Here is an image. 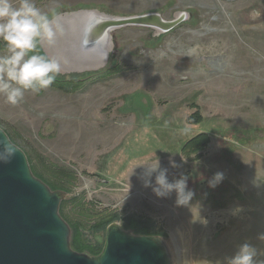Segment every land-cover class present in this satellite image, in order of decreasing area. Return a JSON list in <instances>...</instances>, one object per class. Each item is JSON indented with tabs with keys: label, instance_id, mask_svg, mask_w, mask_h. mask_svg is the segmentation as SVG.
Segmentation results:
<instances>
[{
	"label": "rangeland",
	"instance_id": "rangeland-1",
	"mask_svg": "<svg viewBox=\"0 0 264 264\" xmlns=\"http://www.w3.org/2000/svg\"><path fill=\"white\" fill-rule=\"evenodd\" d=\"M34 2L49 15L190 14L161 35L115 30L102 69L61 73L16 105L0 96V128L38 178L63 187V214L78 226L79 242L104 244L109 224L137 222L166 240L174 264H226L246 242L264 264V0ZM65 82L74 89L57 88ZM200 134L206 146L184 152ZM157 159L169 181L188 176L189 205L177 207L175 192L158 198L144 187L143 163ZM217 171L225 178L210 188Z\"/></svg>",
	"mask_w": 264,
	"mask_h": 264
},
{
	"label": "water",
	"instance_id": "water-1",
	"mask_svg": "<svg viewBox=\"0 0 264 264\" xmlns=\"http://www.w3.org/2000/svg\"><path fill=\"white\" fill-rule=\"evenodd\" d=\"M190 18L178 11L171 20L159 12L114 15L98 9L62 12L57 19L64 33L42 51L62 61V73L104 68L114 49L112 33L124 27H143L161 35ZM64 61V64H63ZM67 62L69 65H67ZM64 70V71H63ZM0 264H174L166 240L138 235L111 223L105 244L96 256L71 247V228L60 214L63 191L51 189L35 176L25 152L0 128Z\"/></svg>",
	"mask_w": 264,
	"mask_h": 264
},
{
	"label": "clouds",
	"instance_id": "clouds-1",
	"mask_svg": "<svg viewBox=\"0 0 264 264\" xmlns=\"http://www.w3.org/2000/svg\"><path fill=\"white\" fill-rule=\"evenodd\" d=\"M260 15L257 10L253 19ZM63 33L64 28L57 15L42 12L34 0H0V41L5 49V54L0 55V96L7 103L19 104L26 91L39 93L54 83L62 72V61L42 54L40 49L44 44L54 46ZM12 154L8 151L7 157L0 156V159L6 160ZM170 164L178 166L171 159ZM143 165L145 169L140 178L144 187H150L158 198L169 197L175 192L177 207L189 205L194 192L188 187V176L181 174L178 179L169 181V170L161 166L159 159L155 164L145 162ZM224 178L223 172H215L208 180L209 187H217ZM241 210L239 205L234 209L235 212ZM258 238L264 241V233ZM256 257L257 249L246 242L226 259V264H258Z\"/></svg>",
	"mask_w": 264,
	"mask_h": 264
},
{
	"label": "trees",
	"instance_id": "trees-1",
	"mask_svg": "<svg viewBox=\"0 0 264 264\" xmlns=\"http://www.w3.org/2000/svg\"><path fill=\"white\" fill-rule=\"evenodd\" d=\"M57 88L64 91V92H70L72 89H74V87L70 88L66 82L64 84L58 85ZM207 141H208L207 137L200 134V135L190 139L187 143H185L183 146V150H185L184 152H186L188 154H190L192 152H198L206 146ZM33 173L35 176H37L35 172H33ZM44 182L53 190H59V188H61V189L63 188L61 185L58 186L54 183H50V182H46V181H44ZM63 204H64V202L61 201L60 214L67 221L66 217L63 214V210H62ZM67 223L69 224V226L71 228L70 244L74 250H76L77 252L87 253L90 256H96L102 251L103 246L105 244V241H104V244L97 242L96 246L81 244L79 242V239H78V233H77L78 226L76 225V223H72L69 221H67ZM96 225L98 227H100V229H101L105 225V223L101 222V223L96 224ZM123 226H124L123 227L124 229H128V230L130 229L133 232V234H138V235H153L154 234L153 231L146 224L144 225L142 223H137V222H132V223L131 222L130 223L125 222V225H123Z\"/></svg>",
	"mask_w": 264,
	"mask_h": 264
},
{
	"label": "bare ground",
	"instance_id": "bare-ground-1",
	"mask_svg": "<svg viewBox=\"0 0 264 264\" xmlns=\"http://www.w3.org/2000/svg\"><path fill=\"white\" fill-rule=\"evenodd\" d=\"M67 65H69L67 62H65ZM63 64H64V61H63ZM63 69V68H62ZM64 71V70H63ZM62 73V72H61Z\"/></svg>",
	"mask_w": 264,
	"mask_h": 264
}]
</instances>
